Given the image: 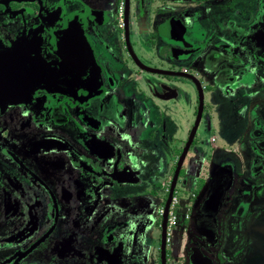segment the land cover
Segmentation results:
<instances>
[{"label": "flooded vegetation", "instance_id": "af4514ba", "mask_svg": "<svg viewBox=\"0 0 264 264\" xmlns=\"http://www.w3.org/2000/svg\"><path fill=\"white\" fill-rule=\"evenodd\" d=\"M67 27L70 47L51 38ZM30 37L56 69L0 96V264H161L163 238L165 264H264V0H0V54ZM172 108L185 136L172 138ZM211 129L238 141L198 143ZM150 226L154 263L139 245Z\"/></svg>", "mask_w": 264, "mask_h": 264}, {"label": "water", "instance_id": "95a60500", "mask_svg": "<svg viewBox=\"0 0 264 264\" xmlns=\"http://www.w3.org/2000/svg\"><path fill=\"white\" fill-rule=\"evenodd\" d=\"M74 34L78 36V32L75 31L74 28L67 27L66 29L62 30V32L55 33L54 37L51 38H65L64 40H66L67 38H72V35ZM31 38L32 37L25 40H19L15 44L13 49H10L9 51H4L0 54V96L7 95L10 97H21V93L30 94L31 91L40 84V82L50 81L52 79L53 72H55L56 69V64L54 62L46 63L44 60H42V58L40 57V48L38 46V43L32 41ZM61 39L60 44L65 45L66 47H70L73 44V41L72 43H70L69 39H67V44H63L61 42ZM51 43L55 47H59L56 46L55 42L52 41ZM60 44L58 43V45ZM58 49L61 50V48ZM61 53L62 56L65 58L66 55L63 52ZM82 53H77L75 60L79 61V64H81L83 61L84 64H87L86 66L90 65L92 63L91 59L87 56H84V53ZM62 67L63 66H61V68ZM75 71L79 73L77 74V76L81 75L80 71L77 68H75ZM198 121L199 117L195 122L194 129H196ZM193 134L194 133L192 132L184 148V157L188 150L187 146L192 141ZM178 169L179 166L171 184L170 198L168 199V202L165 205L166 212L172 194H174L173 191L176 187L175 182ZM213 181L214 182L212 183L208 196L202 202L198 210L200 215L205 218V226H209V224L214 225V215H216L217 211L221 207L224 191L228 188V184L230 183V180L228 181V179L224 178V176L223 179L216 178V180ZM211 208L214 209L211 210ZM201 232L202 233L200 235L203 236V238L205 237V240L206 237L210 239H215V229L203 228ZM164 241L165 240L163 238V244L161 248V264H165Z\"/></svg>", "mask_w": 264, "mask_h": 264}, {"label": "rangeland", "instance_id": "374dc122", "mask_svg": "<svg viewBox=\"0 0 264 264\" xmlns=\"http://www.w3.org/2000/svg\"><path fill=\"white\" fill-rule=\"evenodd\" d=\"M114 64V61H112V65ZM120 64H122L121 62H120ZM120 69H121V65H120V67L118 68V70H119V72H120ZM130 70H131V72L133 71V68L132 67H130ZM172 115H173V117L174 118H176L177 119V121L179 122V120H181V118H179V117H177L176 116V111L174 110L173 112H172ZM232 119V121H230L229 123H231L232 122V124H236L235 123V121H233V118H231ZM194 122H195V120H194ZM181 124H182V130L179 132V134L180 135H184L185 136V130H186V127H187V122L184 120V119H182V122H181ZM194 125H195V123H194ZM193 128H194V126H193ZM213 129H211L210 130V134H209V136L208 135H202L200 132H199V130H198V132H197V135H196V139H198L197 140V142L199 143V141H208V142H210V145H215V147H218V146H222V145H224L225 147L224 148H227V146H229V142L230 143H236L237 141H238V135L239 134H237V132L238 131H236V132H225V135H224V139H225V142H224V144H222L221 142H222V137L219 135V136H216V140H215V138H212L213 136H215V134H213ZM184 140H185V138H184ZM184 143H185V141H184ZM194 143H196V142H194ZM185 145V144H184ZM205 147V153H207L208 155H211V153L212 154H214V152L213 151H216V150H213V149H211L210 147H208V146H204ZM187 153H189L188 152V150H187ZM187 153H186V155H187ZM185 155V157H184V165H186V159H187V157L189 158V155L188 156H186ZM219 156V155H218ZM218 156H216L215 158H217ZM181 157H182V154H181V156H180V159H181ZM194 157H196V156H194ZM226 157H229V156H226ZM231 158V157H230ZM232 161L235 163V165L237 166V169H241V165H240V162H239V158H238V156H235L234 157V159H232ZM177 168H178V166H177ZM177 168H176V170H175V174H176V171H177ZM213 171H215L214 169H213ZM212 171V172H213ZM174 174V175H175ZM196 174V173H195ZM171 176H172V174H171ZM167 180V183L166 184H164V186L165 185H167L168 184V182H170L168 179H166ZM177 186V185H176ZM167 187H168V185H167ZM166 187V188H167ZM197 187H198V185H197V183L195 182V180H193V183L191 184V187H189L188 185L186 186L185 185V183H184V193H182V192H177V195L178 196H181V198H184L185 196H186V194L185 193H189V195H190V191H196V189H197ZM177 187H175V189H176ZM179 188V187H178ZM189 188V189H188ZM188 189V190H187ZM173 198H175V196L173 197ZM158 199H157V203H156V205L155 206H157L156 208H155V206H154V208H155V210H156V212L158 211V206H161V205H159L158 204ZM158 204V205H157ZM157 220L159 219V216L157 215ZM166 252H168V249L166 250Z\"/></svg>", "mask_w": 264, "mask_h": 264}, {"label": "crops", "instance_id": "0c3cea01", "mask_svg": "<svg viewBox=\"0 0 264 264\" xmlns=\"http://www.w3.org/2000/svg\"><path fill=\"white\" fill-rule=\"evenodd\" d=\"M171 64V63H170ZM125 67V66H123ZM181 67V70L184 71V64H176V68H179ZM133 72V71H132ZM132 72L130 71V75H132ZM171 76H178L177 74L173 73V74H170ZM171 105L173 107L174 104H172L171 102ZM176 107V106H175ZM173 109V108H172ZM175 109L171 110L170 114H172V112L174 111ZM176 111V114H178V110H175ZM170 118H171V124L173 125V128H175V133H173V136L172 138H176V137H181L183 135H180L179 132L182 130V119L179 120V122L177 121L176 118H174L173 116L171 117L170 115ZM182 205L181 207L184 209V199L182 198ZM151 226L149 227L148 229V232H146V237L142 238L140 241H139V245L141 247H143V250L145 249V251H148L149 250V255L148 257L146 256V260L148 261V263L150 262H155L154 261V252L156 250V244H155V241H154V232L152 231V229H150ZM144 235V233H142ZM144 251V252H145ZM143 262H146V261H143Z\"/></svg>", "mask_w": 264, "mask_h": 264}, {"label": "built area", "instance_id": "2783aa9c", "mask_svg": "<svg viewBox=\"0 0 264 264\" xmlns=\"http://www.w3.org/2000/svg\"><path fill=\"white\" fill-rule=\"evenodd\" d=\"M176 205V200L175 198L172 200V206ZM177 224V217L175 215V212L170 209V211L168 212V217H167V236H170L171 233V229L176 226Z\"/></svg>", "mask_w": 264, "mask_h": 264}]
</instances>
